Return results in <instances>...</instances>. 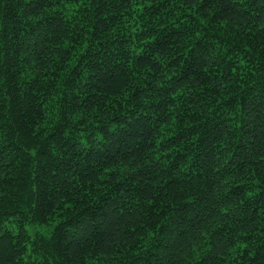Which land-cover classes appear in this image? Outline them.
Segmentation results:
<instances>
[{"label":"trees","instance_id":"obj_1","mask_svg":"<svg viewBox=\"0 0 264 264\" xmlns=\"http://www.w3.org/2000/svg\"><path fill=\"white\" fill-rule=\"evenodd\" d=\"M0 264H264V0H0Z\"/></svg>","mask_w":264,"mask_h":264},{"label":"rangeland","instance_id":"obj_2","mask_svg":"<svg viewBox=\"0 0 264 264\" xmlns=\"http://www.w3.org/2000/svg\"><path fill=\"white\" fill-rule=\"evenodd\" d=\"M32 231H35V230H38V231H41L43 233H48L49 232V229L48 227L46 226H42V225H38L37 227L35 228H30Z\"/></svg>","mask_w":264,"mask_h":264}]
</instances>
